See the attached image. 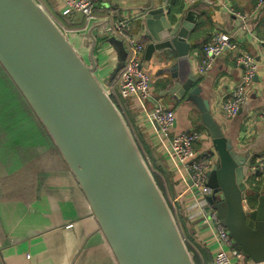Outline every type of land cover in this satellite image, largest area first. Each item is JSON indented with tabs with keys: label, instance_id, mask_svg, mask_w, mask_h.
<instances>
[{
	"label": "water",
	"instance_id": "95a60500",
	"mask_svg": "<svg viewBox=\"0 0 264 264\" xmlns=\"http://www.w3.org/2000/svg\"><path fill=\"white\" fill-rule=\"evenodd\" d=\"M141 10L136 20L145 60L155 54L176 59L164 69L175 83L163 94L194 105L210 135L217 164L208 174L213 193L206 200L246 259L264 262V191L250 185L255 156L235 149L191 74L189 39L199 14L189 9L172 18L169 8L154 5ZM82 19L78 14L72 24ZM91 33L88 63L36 0H0V65L75 177L118 264H195L121 111L96 76ZM109 36L105 42L118 51L108 85L127 59L123 41Z\"/></svg>",
	"mask_w": 264,
	"mask_h": 264
},
{
	"label": "crops",
	"instance_id": "0c3cea01",
	"mask_svg": "<svg viewBox=\"0 0 264 264\" xmlns=\"http://www.w3.org/2000/svg\"><path fill=\"white\" fill-rule=\"evenodd\" d=\"M43 1L54 14L60 13L62 4L58 0ZM165 2L102 0L96 7L98 18L90 23V27L70 34L69 38L90 63L92 31L97 39L95 73L107 88L118 51L114 44L105 42L112 35L108 32V23L105 24L108 15L114 21L126 20L129 33L141 41L144 31L136 20L141 9L151 5L172 8L179 18L189 9L196 11L198 23L189 39L192 44L191 74L198 80L202 97L209 100L216 121L235 149L239 153L254 154L250 180L254 181L256 189L264 191V176L257 172V163L264 157V4L246 28L234 13L253 11L258 0H199L193 6H188L185 0H171L169 5ZM73 21L67 24L80 28V25L72 24ZM216 32L232 35L238 51H227L215 60L208 72L199 74L195 68L203 59L202 47ZM241 54L253 57L260 69L245 86L246 101L240 113L228 118L223 107L232 100L243 80L244 69L236 62ZM175 62V58L166 62L156 54L148 62L144 52V68L152 80L153 96L150 100L133 96L123 102L120 111L146 165L159 180L193 257L199 258V264H213L215 246L212 232L200 212L202 203L196 196L189 173L175 159L171 148V138L178 133L197 130L210 135L201 124L194 105L179 99V94H163L175 83L173 74L164 73V69ZM7 87L0 86L4 100H9L11 88ZM159 105L176 113V124L169 136L164 135L151 119L152 110ZM12 115L18 118V124L10 123ZM25 119L26 115L20 109L0 108V264H118L58 149L40 122L41 127L27 125ZM209 137L196 145L198 151L212 149ZM68 225L73 227L67 229Z\"/></svg>",
	"mask_w": 264,
	"mask_h": 264
},
{
	"label": "built area",
	"instance_id": "2783aa9c",
	"mask_svg": "<svg viewBox=\"0 0 264 264\" xmlns=\"http://www.w3.org/2000/svg\"><path fill=\"white\" fill-rule=\"evenodd\" d=\"M36 1L49 13L61 31L66 35H70L87 29L90 23L98 18L96 7L102 0H58L62 4L58 15L50 11L43 0ZM170 1L166 0L165 5H169ZM185 1L188 6H193L199 0ZM263 4L264 0H258V5L253 11L234 14L241 20L244 27L248 28L258 15V11ZM78 14L83 15L80 28L69 26L67 22L75 20ZM112 18L110 15L107 16V19L110 20L112 35L123 41L127 51V59L124 68L108 86V93L119 110H123V102L131 99L133 96H139L144 100L152 98V80L144 68L145 46L139 44L138 40L129 33V25L126 20L118 19L114 21ZM262 43L264 45V40ZM227 51L237 52V43L233 41V37L229 33L216 32L203 45V59L196 66V72L199 74L208 72L215 60L223 56ZM236 62L239 66L243 67L244 75L242 83L233 93L232 100L223 107V112L228 118L236 117L240 113L242 105L246 101L245 86L251 82L260 69V64L247 54L238 55ZM151 119L164 135L169 136L176 124V113L172 109L159 105L152 110ZM262 119H264V112L262 113ZM208 137L207 133L205 134L197 130L178 133L171 138V148L175 159L189 173L196 196L200 198V202L202 203L200 212L205 224L212 232L215 246L213 264H264V262L253 263L246 259L230 238L229 232L221 221L218 212L206 200L213 193V190L207 186V183L209 179L208 174L217 164V156L212 154V149L198 151L196 145L199 142L208 140ZM257 170L264 176V157L259 159ZM72 227L73 225H68L67 229H71ZM183 239L189 248L188 241H186L184 236Z\"/></svg>",
	"mask_w": 264,
	"mask_h": 264
},
{
	"label": "trees",
	"instance_id": "16d2710c",
	"mask_svg": "<svg viewBox=\"0 0 264 264\" xmlns=\"http://www.w3.org/2000/svg\"><path fill=\"white\" fill-rule=\"evenodd\" d=\"M176 11L173 10L172 8H170V16L172 18L175 17ZM8 86L9 88H11L9 90V100L8 99H3L4 96L0 94V108L5 109V110H15V109H20L22 113H24L26 115V123L27 125H40L39 120L37 119V117L34 115L33 111L31 110V108L29 107L28 103L25 101V99L23 98V96L21 95V93L18 91V89L15 87V85L13 84L12 80L10 79V77L7 75V73L5 72V70L2 68V66L0 65V86ZM7 87V88H8ZM12 90V91H11ZM11 120V124H18V118L17 117H13V115L11 117H9ZM3 123V122H1ZM5 123V122H4ZM41 127V125H40ZM27 134H32L31 132H27ZM154 180L156 181V184L158 185V187L161 190V186L159 183V180L157 179V177H155V175L153 174ZM253 180H250V185H253ZM255 190H260V189H255ZM189 251L191 253H193V251H191V248H188ZM194 256V255H193ZM194 262L195 264H199V258L195 255L194 257Z\"/></svg>",
	"mask_w": 264,
	"mask_h": 264
}]
</instances>
